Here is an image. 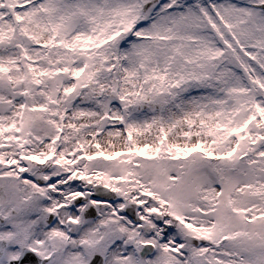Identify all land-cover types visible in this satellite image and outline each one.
Listing matches in <instances>:
<instances>
[{
	"label": "snow or ice",
	"instance_id": "1",
	"mask_svg": "<svg viewBox=\"0 0 264 264\" xmlns=\"http://www.w3.org/2000/svg\"><path fill=\"white\" fill-rule=\"evenodd\" d=\"M0 264H264V0H0Z\"/></svg>",
	"mask_w": 264,
	"mask_h": 264
}]
</instances>
